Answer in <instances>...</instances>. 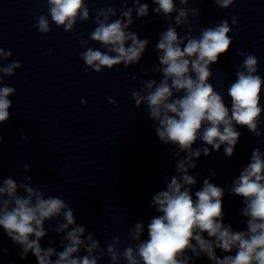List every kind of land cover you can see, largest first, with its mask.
<instances>
[{
	"label": "clouds",
	"instance_id": "clouds-1",
	"mask_svg": "<svg viewBox=\"0 0 264 264\" xmlns=\"http://www.w3.org/2000/svg\"><path fill=\"white\" fill-rule=\"evenodd\" d=\"M118 10L109 6L97 10L93 19L96 27L89 40L100 48L86 47L80 52L85 72L90 69L101 73L116 66L124 68L140 63L150 43L132 30L133 13L143 20L149 15V3L141 0H120ZM199 3L202 0H192ZM221 9H228L235 0H212ZM156 7L152 12L163 16L167 27L159 33L155 47L156 61L151 68H142V75H160L161 79L142 81L139 90L132 92L135 106L146 105L149 119L155 124V134L164 146H173L176 158L175 175L166 174L165 188L151 196L150 208L155 210L147 224L137 221L127 231V246L122 250L120 235H115L105 247L86 227L77 223L75 210L62 198L45 196V190L33 186L32 176H24L18 183L11 176L0 179V228L14 245H18L20 259L31 253L37 264H98L107 254L111 264H196L206 258L209 264H264V151L252 150L249 163L243 166L227 189L229 196L242 198L240 215L244 230H235L224 222L223 199L225 189L212 180L217 173L210 170L202 186L193 192L199 172L197 160L219 152L223 145L225 158L236 151L246 128L255 137H261L262 94L264 78L258 74L259 61L252 53L237 51L243 62L237 66L235 80L227 88L230 107L224 96L210 80L212 66L227 54L233 44L232 31L227 20L212 26L194 29L190 15L199 17L198 7H189L190 0H151ZM48 15L40 14L36 28L42 34L52 32L51 23L65 32H72L78 21L91 17L86 0H47ZM175 16L173 18V14ZM51 17V23L49 20ZM118 17V18H116ZM115 18V19H112ZM238 23L234 17L232 26ZM183 26L185 34L178 29ZM197 30L199 35H192ZM81 47L88 40L78 37ZM103 49V51L101 50ZM51 51V49H49ZM11 50L0 47V126L7 122L12 107L10 96L16 90L3 84L4 77L15 75L22 65L10 60ZM133 80L139 79L133 75ZM114 107L116 101L108 97ZM86 105V100H81ZM3 128L0 127V146L3 144ZM22 140L28 136L21 131ZM200 141V147H193ZM183 154V155H182ZM2 166V165H0ZM30 164H24L28 172ZM58 220L52 231L59 236L60 249L55 240H48V247L41 240L48 235L45 222ZM146 234V235H145ZM218 251L223 255H218ZM83 253V254H82ZM8 249L0 247V256Z\"/></svg>",
	"mask_w": 264,
	"mask_h": 264
}]
</instances>
